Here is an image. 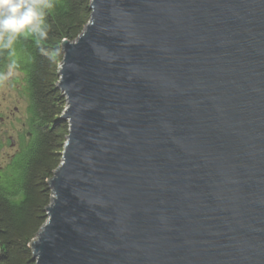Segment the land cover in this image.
<instances>
[{
    "label": "water",
    "instance_id": "1",
    "mask_svg": "<svg viewBox=\"0 0 264 264\" xmlns=\"http://www.w3.org/2000/svg\"><path fill=\"white\" fill-rule=\"evenodd\" d=\"M34 264H264V0H91Z\"/></svg>",
    "mask_w": 264,
    "mask_h": 264
},
{
    "label": "trees",
    "instance_id": "2",
    "mask_svg": "<svg viewBox=\"0 0 264 264\" xmlns=\"http://www.w3.org/2000/svg\"><path fill=\"white\" fill-rule=\"evenodd\" d=\"M52 3L45 10V40L38 44L32 36H20L13 54L0 49V88L8 80L23 102L16 134L0 128V264H34L31 244L47 220L49 181L62 162L69 132L61 119L66 98L57 86L62 43L84 30L91 0ZM10 69L17 74L7 75ZM6 122L0 114V127ZM10 147L14 150L6 152Z\"/></svg>",
    "mask_w": 264,
    "mask_h": 264
},
{
    "label": "clouds",
    "instance_id": "3",
    "mask_svg": "<svg viewBox=\"0 0 264 264\" xmlns=\"http://www.w3.org/2000/svg\"><path fill=\"white\" fill-rule=\"evenodd\" d=\"M52 7V0H0V49L13 54L20 36H32L38 44L45 40V10Z\"/></svg>",
    "mask_w": 264,
    "mask_h": 264
},
{
    "label": "rangeland",
    "instance_id": "4",
    "mask_svg": "<svg viewBox=\"0 0 264 264\" xmlns=\"http://www.w3.org/2000/svg\"><path fill=\"white\" fill-rule=\"evenodd\" d=\"M9 73L12 75L17 74V72L12 69L7 71V75H9ZM19 107L21 109L20 111ZM0 114L7 117L6 124L0 128H3V130H6L13 135L16 134L18 119H22L23 116V102L15 88L11 86L8 80L0 88ZM10 148H7L6 152H12L14 150V148Z\"/></svg>",
    "mask_w": 264,
    "mask_h": 264
}]
</instances>
